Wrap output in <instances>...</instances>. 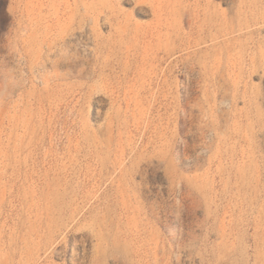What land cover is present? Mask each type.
<instances>
[{"label": "rangeland", "instance_id": "rangeland-1", "mask_svg": "<svg viewBox=\"0 0 264 264\" xmlns=\"http://www.w3.org/2000/svg\"><path fill=\"white\" fill-rule=\"evenodd\" d=\"M0 264H264V0H0Z\"/></svg>", "mask_w": 264, "mask_h": 264}]
</instances>
